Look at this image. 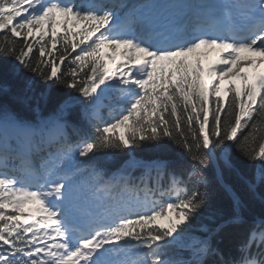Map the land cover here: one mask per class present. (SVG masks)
<instances>
[{"label":"trees","instance_id":"16d2710c","mask_svg":"<svg viewBox=\"0 0 264 264\" xmlns=\"http://www.w3.org/2000/svg\"><path fill=\"white\" fill-rule=\"evenodd\" d=\"M56 14L38 36L31 27L39 20L25 22L13 7L0 12V118L64 123L50 150L44 137L25 147L34 153L40 140L88 191L108 185L104 205L127 214L109 230L112 260L264 264V91L232 83L225 96L207 94L197 50L181 51L161 60L141 101L126 100L132 84L119 83L110 93L119 103L97 118L99 45L66 23L55 31ZM172 208L184 220L157 224L152 214ZM17 216L0 198V264H37Z\"/></svg>","mask_w":264,"mask_h":264},{"label":"rangeland","instance_id":"374dc122","mask_svg":"<svg viewBox=\"0 0 264 264\" xmlns=\"http://www.w3.org/2000/svg\"><path fill=\"white\" fill-rule=\"evenodd\" d=\"M36 0H22L21 7L23 8L22 16L26 19L33 18V17H41L43 18L35 27H31V29L39 36H45L49 32V22L45 19V15L43 12H37V9H40V5H36ZM81 1L76 3V7L81 5ZM170 8H173L169 2L170 0H148V3L154 5L159 11L166 12L168 7H166V3ZM124 3H129V0H125ZM8 5L3 3L0 0V11H7ZM21 10V9H20ZM69 21H75V15L72 14L69 16ZM63 23L62 17L57 18V25L55 29L57 31L61 30V25ZM78 29H81L78 26ZM105 41H108L103 47L104 53L107 54L109 51L115 53V55L120 56L123 53V57L121 60L128 61V57H131L133 61H137L139 63L138 68L129 69V66H118L115 68L117 76L115 80L118 78H124L126 80L137 79L136 73H143L144 69L148 65L151 64L150 59V52L151 49L139 44H135L133 40H122V39H114L110 34H106L104 37ZM259 41L253 43L252 50L248 51L249 53L240 55L237 51H232L228 48H225L220 45H211L210 47H201L199 50V57L201 59L203 69H204V77L205 81L210 84V88L214 92H220L223 96H225L228 92V87L230 84L235 81L240 88L246 86H253L254 89L264 90V76L262 81H257V77L260 71H258L257 75L252 78H245L239 75V71L243 67V61L247 60L249 62L251 60H255L253 63L254 65H259L264 62V50H260ZM121 51V53H120ZM213 54H217L213 60ZM121 57V56H120ZM244 59V60H243ZM257 60V61H256ZM214 64L213 66L211 65ZM113 64V62L109 61V65ZM252 68V67H251ZM138 69H142V72ZM110 75V71L108 73ZM102 100L99 102V106H103L106 104V100H104L108 94V88L105 87V90H102ZM95 115L100 116L101 110L98 108L95 111ZM4 123H0V130L4 129ZM123 131V127L119 128ZM60 125H53L52 127L48 128L47 130L43 131V135L47 137L57 138L61 133ZM21 138L23 140H27L30 138L31 131L27 129H21ZM7 136V133L6 135ZM7 142H9L8 138H6ZM61 179H56V182H60ZM63 186L61 187L64 190L65 200H67L65 205L70 204V202H75V206L79 208V212L82 213L84 217H89L92 215H100L97 207L99 206L100 199L99 198H92L88 201H82L80 196H82L83 188L81 186L82 183L78 185L75 184H66L62 182ZM105 188V187H104ZM104 188L99 190L100 198L104 194ZM63 192V191H62ZM27 195V194H26ZM26 195H17L13 194L12 191H5L3 192L2 200L5 203L12 204L13 207H18L24 213L19 217L22 220L25 230L27 231V235L33 240L35 246L39 251V259L41 264H48L52 260H54L57 256L55 249L57 247H52L53 240L52 238L55 237L54 233L50 232V226L47 223L48 217L47 215H43L36 207L35 204L32 205L27 202ZM157 224L165 225L169 222L173 221L175 223H180L184 220V215L178 209L172 208L168 209L165 213H157L153 216ZM114 217L109 216L105 220L111 221ZM50 236V238H49ZM99 246V245H96ZM92 244V248H90V253L92 255V260L95 264H103V261L106 258L111 256V253H105L104 255L100 254L98 248H94ZM106 257V258H105ZM72 262V261H69ZM61 261H59V264Z\"/></svg>","mask_w":264,"mask_h":264},{"label":"bare ground","instance_id":"6f19581e","mask_svg":"<svg viewBox=\"0 0 264 264\" xmlns=\"http://www.w3.org/2000/svg\"><path fill=\"white\" fill-rule=\"evenodd\" d=\"M254 6H256V4H254ZM126 17V19L129 21V23H130V21H135L133 18H131V17H128V16H125ZM125 20V19H124ZM125 25V24H124ZM217 54H213L212 56H213V60L212 61H215V59L214 58H216L215 56H216ZM244 60V59H243ZM247 60H245V61H243L244 63H243V67L242 68H244V67H247V68H249L250 69V71H259L262 67L264 68V62H262L261 64H259V65H254L253 66V63L255 62V60H251V61H249V62H246ZM257 61V60H256ZM211 65L213 66L214 64H212L211 63ZM214 67V66H213ZM252 67V68H251ZM262 70H264V69H262ZM263 76H264V71H262V73L261 74H259L258 75V77H257V81H259V80H261L262 78H263ZM54 125H60V128H61V130L62 129H64V123L63 122H58V123H56V124H54ZM62 193V192H61Z\"/></svg>","mask_w":264,"mask_h":264}]
</instances>
